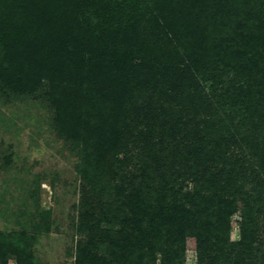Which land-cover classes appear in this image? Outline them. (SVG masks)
I'll return each instance as SVG.
<instances>
[{"label": "trees", "instance_id": "1", "mask_svg": "<svg viewBox=\"0 0 264 264\" xmlns=\"http://www.w3.org/2000/svg\"><path fill=\"white\" fill-rule=\"evenodd\" d=\"M0 44L13 63L0 65V77L14 74L21 60L69 69V115L76 122L82 94L97 96L96 111L87 112L97 113L96 143L105 151L126 133L120 124L128 101L147 97L149 105L152 83L168 84L178 104L217 112L213 127L224 143L194 137L192 120L182 116L172 142L188 150L185 169L169 180L157 166L163 177L144 170L139 186L130 190L124 180L117 186L123 228L113 244L124 264H157V253L160 264H185L190 249L197 264H264V0H0ZM229 103L243 114L226 113ZM186 178L193 191L179 186ZM241 181L251 192L229 193ZM237 212L240 238L233 241ZM96 239L91 235L87 247ZM80 254L76 264H97L91 248Z\"/></svg>", "mask_w": 264, "mask_h": 264}, {"label": "rangeland", "instance_id": "2", "mask_svg": "<svg viewBox=\"0 0 264 264\" xmlns=\"http://www.w3.org/2000/svg\"><path fill=\"white\" fill-rule=\"evenodd\" d=\"M21 22L25 26L27 21ZM9 54L0 44V65L13 66ZM14 66V74L2 71L0 77V264H76L83 247L91 248L97 264H124L115 255L120 249L113 244L123 228L117 186L122 180L130 190L139 186L144 170L172 180L178 169H185L188 150L172 142L174 124L182 116L192 120L188 128L194 137L203 135L224 143L221 130L213 127L217 112L178 104L168 97L174 94L167 90L168 84L152 83L149 105L144 103L147 97L138 98V103L128 101L125 121L120 124L125 122L126 133L115 148L105 151L96 143L98 104L91 99L97 96L85 92L78 104L72 99L83 110L78 122L69 115V69L39 67L32 60ZM89 108H94V115H88ZM224 111L243 114L242 106L231 103ZM135 113L149 117L136 120ZM154 114L156 123L151 126ZM142 131L146 138L137 137ZM260 145L264 148V142ZM208 147L212 152L215 144ZM157 166L163 175L157 176ZM180 185L184 191L195 189L190 178L180 180ZM228 188L239 196L252 190L243 181ZM240 222V212L231 216L233 241L240 238ZM91 235L97 239L87 247ZM197 256L195 250H188L185 264H197ZM161 257L157 253V264Z\"/></svg>", "mask_w": 264, "mask_h": 264}]
</instances>
